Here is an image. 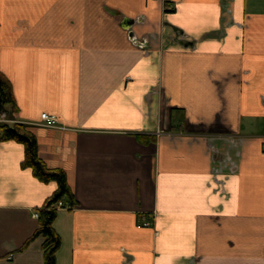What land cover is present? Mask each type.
<instances>
[{"label":"crops","instance_id":"0c3cea01","mask_svg":"<svg viewBox=\"0 0 264 264\" xmlns=\"http://www.w3.org/2000/svg\"><path fill=\"white\" fill-rule=\"evenodd\" d=\"M0 69L75 195L56 264H264V0H0ZM25 153L0 138V264L45 263Z\"/></svg>","mask_w":264,"mask_h":264},{"label":"trees","instance_id":"16d2710c","mask_svg":"<svg viewBox=\"0 0 264 264\" xmlns=\"http://www.w3.org/2000/svg\"><path fill=\"white\" fill-rule=\"evenodd\" d=\"M6 110L9 117L14 118L19 114V107L14 94L11 80L0 69V114ZM142 137V134H138ZM0 138L4 140L16 139L23 142L26 148L24 166H31L35 174L44 181L57 180L58 189L49 197L39 212V228L29 240L38 235L44 237L43 248L45 263L56 264V252L59 249L62 239L54 227V221L58 214L56 204L60 200L67 199L76 204L73 189L68 181L67 173L62 168L50 167L40 156L39 143L34 131L22 121L0 122ZM149 139H155L148 135Z\"/></svg>","mask_w":264,"mask_h":264},{"label":"built area","instance_id":"2783aa9c","mask_svg":"<svg viewBox=\"0 0 264 264\" xmlns=\"http://www.w3.org/2000/svg\"><path fill=\"white\" fill-rule=\"evenodd\" d=\"M41 117H42L43 123L46 124V125H54V124H56L58 122L57 115L51 114V113H49L47 111L42 112ZM0 120L15 121V119H8L7 116H6V112L5 111H3L1 113ZM57 205H59V206L60 205H66V207H71L72 206L70 202L64 203L63 201H59L57 203ZM36 215H38V213H36ZM143 224L146 225V226H149V225H151V221L145 220Z\"/></svg>","mask_w":264,"mask_h":264},{"label":"water","instance_id":"95a60500","mask_svg":"<svg viewBox=\"0 0 264 264\" xmlns=\"http://www.w3.org/2000/svg\"><path fill=\"white\" fill-rule=\"evenodd\" d=\"M189 42H190V41H189ZM189 42H188V43H189Z\"/></svg>","mask_w":264,"mask_h":264}]
</instances>
